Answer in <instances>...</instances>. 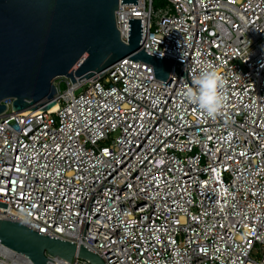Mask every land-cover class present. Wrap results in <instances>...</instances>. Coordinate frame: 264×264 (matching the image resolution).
Wrapping results in <instances>:
<instances>
[{"label":"built area","instance_id":"built-area-1","mask_svg":"<svg viewBox=\"0 0 264 264\" xmlns=\"http://www.w3.org/2000/svg\"><path fill=\"white\" fill-rule=\"evenodd\" d=\"M116 18L183 64L168 82L130 58L92 83L60 76L43 112L5 100L0 217L106 264H264V0H138ZM205 68L225 83L214 117L186 98ZM0 264L34 263L0 244Z\"/></svg>","mask_w":264,"mask_h":264},{"label":"water","instance_id":"water-1","mask_svg":"<svg viewBox=\"0 0 264 264\" xmlns=\"http://www.w3.org/2000/svg\"><path fill=\"white\" fill-rule=\"evenodd\" d=\"M121 3L138 0H0V115L7 99H13L15 113L49 110L57 103L58 77L73 83L86 77L92 83L125 58L152 65L156 78L168 82L174 64L183 63L142 46L143 19H129L124 41L116 18ZM0 244L34 264H53L46 253L70 262L78 254L91 264H106L83 244L1 217Z\"/></svg>","mask_w":264,"mask_h":264},{"label":"clouds","instance_id":"clouds-1","mask_svg":"<svg viewBox=\"0 0 264 264\" xmlns=\"http://www.w3.org/2000/svg\"><path fill=\"white\" fill-rule=\"evenodd\" d=\"M193 88L186 92L187 100L198 106L208 117H214L225 106V83L216 71L205 68L193 77Z\"/></svg>","mask_w":264,"mask_h":264},{"label":"rangeland","instance_id":"rangeland-1","mask_svg":"<svg viewBox=\"0 0 264 264\" xmlns=\"http://www.w3.org/2000/svg\"><path fill=\"white\" fill-rule=\"evenodd\" d=\"M65 88H66V84L63 83V84H62V89L64 90Z\"/></svg>","mask_w":264,"mask_h":264}]
</instances>
